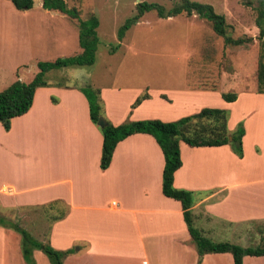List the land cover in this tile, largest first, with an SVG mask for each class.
<instances>
[{
  "label": "crops",
  "instance_id": "crops-1",
  "mask_svg": "<svg viewBox=\"0 0 264 264\" xmlns=\"http://www.w3.org/2000/svg\"><path fill=\"white\" fill-rule=\"evenodd\" d=\"M198 23L212 30L202 42V58L206 65L214 63L223 38L207 20ZM230 48L237 47L224 44L222 50ZM184 56L185 64L192 62L191 55ZM224 61L228 70L229 59ZM229 71L217 79L223 78L222 87L198 73L192 84L187 74L186 87L174 91L138 82L128 89L96 90L105 118L115 126L130 120L175 122L204 108H222V101L232 108L228 128L235 132L244 121V157L228 145L191 147L181 142L183 165L174 186L195 194L194 226L199 224L204 236L226 228L238 239V225L264 222V94L255 86L252 91L240 87L236 70ZM88 86L51 82L36 90L30 111L14 118L9 131L0 124V212L52 204L58 214L64 207L48 233L54 249L74 250L64 264H198L182 204L163 194L165 157L153 136L135 134L121 141L110 167L101 169L104 137L90 117L84 93ZM225 92H237V101L226 102ZM144 94L150 97L133 108ZM205 223L208 228L202 227ZM209 262L234 264V259L230 253L205 255L201 264ZM0 264H27L21 235L2 226Z\"/></svg>",
  "mask_w": 264,
  "mask_h": 264
},
{
  "label": "rangeland",
  "instance_id": "rangeland-1",
  "mask_svg": "<svg viewBox=\"0 0 264 264\" xmlns=\"http://www.w3.org/2000/svg\"><path fill=\"white\" fill-rule=\"evenodd\" d=\"M65 1L70 9L79 11L82 20H88L92 14L96 15L100 21L97 30L100 43L93 66L50 71L46 79L52 83L70 87H85L89 84L86 89L88 91L102 86L128 89L133 87L134 82H138L154 89L174 91L186 87L187 74L192 84L194 74L205 73L211 81L217 80L221 73L226 74L229 70L235 72L234 69L243 76L240 87H249L256 80L261 42L258 40L256 12L244 5L248 0H192L209 4L215 8L216 13L225 15L227 23L231 25L229 32L233 38H253L249 45L225 50H222L223 40L219 39V54L214 63L207 65L202 58V42L210 37L212 30L208 25L199 24L200 18L197 15H181L170 20L159 18L155 12H151L141 19L142 24L133 25L122 41L118 39L119 29L136 14L137 4L144 1L157 3L169 10L178 0ZM34 2L33 9L23 12L18 11L11 0H0V91L16 81V71L23 65L29 67L30 76L36 71L34 64L39 61H55L80 52L78 23L65 15L48 12L42 7L43 0ZM186 53L192 56L191 63L185 64L182 61ZM225 58L231 64L228 70ZM222 80H217L219 87H222ZM225 83L229 85L231 82ZM221 107L218 109L227 111L230 116L232 108L223 101ZM239 124L244 126V121ZM60 208L57 209L58 214L52 204L40 208H20L0 212V217L26 229L37 241L52 247L48 237L49 228L60 215L59 212L66 211L64 207ZM195 227L200 229L199 224ZM202 227L208 228V224ZM207 235L216 243L230 242L244 248L264 246V222L238 225V239L233 238L226 228L219 232H208ZM79 247L80 244H77L75 249ZM34 260L35 264H52L49 257L40 250ZM246 260V264H264V257L247 256Z\"/></svg>",
  "mask_w": 264,
  "mask_h": 264
},
{
  "label": "trees",
  "instance_id": "trees-1",
  "mask_svg": "<svg viewBox=\"0 0 264 264\" xmlns=\"http://www.w3.org/2000/svg\"><path fill=\"white\" fill-rule=\"evenodd\" d=\"M18 11H28L34 8V0H11ZM246 7L256 12V26L259 29L261 42L258 69L255 86L258 94H264V0H248ZM42 7L51 12H57L72 19L79 26L80 52L77 55L65 58H58L55 61H39L36 64V71L29 76L28 66L19 68L16 72L17 80L8 88L0 91V124L9 131L14 118L27 114L33 106L36 90L41 87H49L51 82L46 75L53 70H61L74 66H93L96 62V53L100 43L98 28L100 21L96 15L88 20H82L77 9H70L65 0H43ZM155 12L159 18L168 19L186 15L199 18L209 22L215 34L224 40L227 47H242L253 42V38L235 39L229 32L230 26L225 15L215 12L213 6L192 0H178L171 8L166 9L157 3L141 2L137 4L136 14L129 18L119 29L118 39L122 41L127 31L141 21L148 13ZM241 74V73H240ZM242 75V74H241ZM25 76V77H23ZM242 78L237 72L236 82L241 86ZM234 82V83H236ZM249 86L248 91L251 90ZM91 89V88H90ZM89 101L90 117L98 126L100 118H105L104 107L100 98L99 90H85ZM149 94L142 95L133 108H136ZM167 98L166 96H163ZM226 102L237 101V92H225L222 94ZM106 119V118H105ZM107 120V119H106ZM229 113L218 108H204L199 113L184 117L175 122H164L161 120H143L126 122L120 126L113 125L107 120V125L99 127L104 142L101 156V169L107 170L112 162L117 145L126 138L135 134H149L155 138L165 157V168L163 172V194L182 204L185 222L187 223L190 235L197 247L199 262L205 255L230 253L233 256L234 264H244V258L264 257V246L247 247L230 242H213L202 234L194 226L192 207L195 204V194L190 191L177 189L174 186L175 173L182 167L180 143L184 142L191 147H220L230 146L231 150L239 157H244L243 137L245 129L239 124L235 132L228 128ZM0 226L12 228L21 235V249L27 264H35L33 253L35 250L43 251L52 264H64L63 260L74 250L58 251L50 245L37 241L26 229L19 225L12 224L4 217H0Z\"/></svg>",
  "mask_w": 264,
  "mask_h": 264
},
{
  "label": "water",
  "instance_id": "water-1",
  "mask_svg": "<svg viewBox=\"0 0 264 264\" xmlns=\"http://www.w3.org/2000/svg\"><path fill=\"white\" fill-rule=\"evenodd\" d=\"M107 125V120L105 118H100L99 122H98V126L99 127H104Z\"/></svg>",
  "mask_w": 264,
  "mask_h": 264
}]
</instances>
